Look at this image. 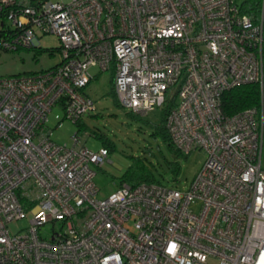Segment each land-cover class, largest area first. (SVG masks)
<instances>
[{
    "label": "built area",
    "instance_id": "obj_1",
    "mask_svg": "<svg viewBox=\"0 0 264 264\" xmlns=\"http://www.w3.org/2000/svg\"><path fill=\"white\" fill-rule=\"evenodd\" d=\"M244 1L0 0L1 49L51 34L61 57L0 77V264H264L262 113L221 108L231 88L263 84L264 0L255 17ZM107 71L135 115L174 98L173 144L206 154L186 191L123 183L99 199L93 166L107 150L50 139L52 108L82 121L95 109L85 89Z\"/></svg>",
    "mask_w": 264,
    "mask_h": 264
},
{
    "label": "rangeland",
    "instance_id": "obj_2",
    "mask_svg": "<svg viewBox=\"0 0 264 264\" xmlns=\"http://www.w3.org/2000/svg\"><path fill=\"white\" fill-rule=\"evenodd\" d=\"M39 46L40 50L19 48L15 51H0V77L40 72L54 67L60 61L59 42L54 35L41 36ZM90 73L96 74L97 69L90 68ZM111 80L112 74L109 71L102 72L86 87L85 92L94 102L95 109L82 118L84 131L81 128L78 131L71 119L64 118V110L60 105L54 106L46 122L50 139L71 146V137L78 133L81 141L85 140L84 146L96 152L103 147V143L95 134H101L115 145V150L108 154L101 167L93 166L99 199L107 198L117 191L119 178L133 165L135 159L144 160L145 167L159 184L186 191L202 168L206 154L195 150L180 159L177 175L174 176L167 165L171 155L159 139L151 137L150 132V125L158 124L161 120V109L132 118L131 111L115 100ZM262 166L264 168V146ZM135 171L139 174L138 170ZM30 218L28 214L27 219L11 222L8 225L9 231L12 234L21 232L28 227ZM211 264L215 262L211 261Z\"/></svg>",
    "mask_w": 264,
    "mask_h": 264
},
{
    "label": "trees",
    "instance_id": "obj_3",
    "mask_svg": "<svg viewBox=\"0 0 264 264\" xmlns=\"http://www.w3.org/2000/svg\"><path fill=\"white\" fill-rule=\"evenodd\" d=\"M261 7V0H245L242 3V11L245 14L250 16H257L260 11ZM34 49V48H33ZM37 50H40V46L36 47ZM8 51L5 49H1L0 51ZM112 85L113 81L111 80ZM113 96L116 99V96L113 92ZM118 102V101H117ZM174 107V98L168 100L166 104L161 108V120L158 124L150 125V132L151 137L159 139L167 149L168 153L171 155V159L167 162L169 165V169L173 172L174 176L177 175L178 172V165L180 159L186 158L187 155H184L179 149L175 147L166 127V119L168 114L170 113L171 109ZM221 108L222 111L226 115H234L236 113L245 111L247 109L257 108L261 110L262 113V124H263V136H264V77H263V84L260 86L259 83H250L245 85H239L231 88L230 90L226 91L221 98ZM132 118L138 117V115L133 114L130 112ZM64 118L66 115L64 113ZM74 124L77 125L78 131L80 128H84L81 121H74ZM83 130V129H82ZM84 131V130H83ZM96 138L100 139L103 143L104 149L107 150L108 154L115 150V145L109 140L105 138V136L101 134H95ZM144 160L142 159H135L133 165H131L119 178L120 185L123 183H128L131 186H136L141 183H158L155 180L154 176L147 170L145 167ZM136 167V169L134 168ZM138 170L139 174L136 173L135 170Z\"/></svg>",
    "mask_w": 264,
    "mask_h": 264
}]
</instances>
